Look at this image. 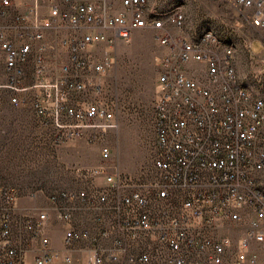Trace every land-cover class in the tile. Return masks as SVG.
<instances>
[{
    "label": "built area",
    "instance_id": "2783aa9c",
    "mask_svg": "<svg viewBox=\"0 0 264 264\" xmlns=\"http://www.w3.org/2000/svg\"><path fill=\"white\" fill-rule=\"evenodd\" d=\"M227 1L250 9L264 37V0ZM145 8L0 0V109L30 110L51 152L76 137L103 142L116 123L106 82L115 57L103 46L149 30L160 48L149 167L124 172L102 145L94 167L70 169L77 187L1 183L0 264H264V99L234 81L230 47L190 42L179 7L163 22L146 21ZM261 45L251 52L258 73ZM22 198L43 204L19 211Z\"/></svg>",
    "mask_w": 264,
    "mask_h": 264
},
{
    "label": "rangeland",
    "instance_id": "374dc122",
    "mask_svg": "<svg viewBox=\"0 0 264 264\" xmlns=\"http://www.w3.org/2000/svg\"><path fill=\"white\" fill-rule=\"evenodd\" d=\"M148 3L158 15H170L173 8L179 7L185 19V34L197 36L206 29L215 32L221 47L231 48L239 84L253 94L264 96V68L258 73L251 64V52L262 51L264 37L249 23L250 9L227 0H148ZM103 48L115 57L106 82L117 96L118 104L116 123L107 128L105 140L88 143L76 137L62 142L51 152L41 147L43 135L31 111L5 104L0 109V184L8 183L22 190L77 187L79 182L70 169L94 167L102 145L110 146L124 172L136 174L149 167L148 142L153 135L157 92L155 58L160 48L149 30L134 31L128 40ZM261 177L264 185V171ZM42 204L41 200L26 198L17 202L19 211ZM50 242H57L52 234Z\"/></svg>",
    "mask_w": 264,
    "mask_h": 264
},
{
    "label": "bare ground",
    "instance_id": "6f19581e",
    "mask_svg": "<svg viewBox=\"0 0 264 264\" xmlns=\"http://www.w3.org/2000/svg\"><path fill=\"white\" fill-rule=\"evenodd\" d=\"M144 7H148V8H145L146 21H149V22H163V18L160 17L155 12V10L149 6L148 0H144ZM170 15H173V12ZM180 19H181V23H182V28H184L185 19H184V15H183L181 10H180ZM185 36L190 39V42H200V41L207 40L208 37H210V38H212V44H214V46L221 47V43H220L219 37L216 35L215 32H213L212 30H209V29H206V30L202 31L197 36L193 35V34L192 35L185 34ZM231 60H232V57H231ZM232 65H233V61H232ZM233 79H234V81L237 82V84H239V82L237 80V77H236L234 65H233ZM241 89L244 90V91H247V93H250V97L251 98L264 99V96L253 94L252 92H250L249 90H247L246 88H244L242 86H241ZM263 154H264V140H263ZM262 170H264V156H262Z\"/></svg>",
    "mask_w": 264,
    "mask_h": 264
},
{
    "label": "crops",
    "instance_id": "0c3cea01",
    "mask_svg": "<svg viewBox=\"0 0 264 264\" xmlns=\"http://www.w3.org/2000/svg\"><path fill=\"white\" fill-rule=\"evenodd\" d=\"M52 236L54 235L55 236V239L57 240L56 243H51V246L53 249H59L60 247V241H61V236H62V233L60 230H58L56 227L55 229L51 232Z\"/></svg>",
    "mask_w": 264,
    "mask_h": 264
}]
</instances>
